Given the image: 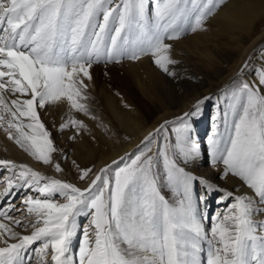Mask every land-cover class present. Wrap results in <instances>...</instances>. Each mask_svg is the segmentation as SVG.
I'll use <instances>...</instances> for the list:
<instances>
[{
	"label": "snow or ice",
	"instance_id": "obj_1",
	"mask_svg": "<svg viewBox=\"0 0 264 264\" xmlns=\"http://www.w3.org/2000/svg\"><path fill=\"white\" fill-rule=\"evenodd\" d=\"M219 7V0H0V127L38 162L52 165L56 148L37 108L66 99L71 109L90 115L80 101L87 98L84 79L91 80L94 63L151 56L175 76L166 41L204 30ZM254 77L218 97L224 107L208 140L211 165H223L220 179L239 178L251 195L226 191L187 170L201 157L192 119L211 99L205 97L149 133L115 167L80 170L84 188L0 159L10 173L0 178L6 179L2 195L24 191L22 203L35 217L22 224L9 214L22 209L5 201L0 264H30L33 253L41 261L50 254L52 264H205V244L206 264H264V221L254 219L264 214V68ZM68 126L77 133L86 127L72 118L61 130ZM54 168L63 171L59 163ZM216 193L221 203L229 201L225 211L203 216L200 204ZM3 220L33 231L21 235Z\"/></svg>",
	"mask_w": 264,
	"mask_h": 264
},
{
	"label": "bare ground",
	"instance_id": "obj_2",
	"mask_svg": "<svg viewBox=\"0 0 264 264\" xmlns=\"http://www.w3.org/2000/svg\"><path fill=\"white\" fill-rule=\"evenodd\" d=\"M222 10L224 12L218 13L217 19L212 21V26L217 29L216 33H204L203 30L189 31L178 41H166V43L172 44L169 55L176 63L169 67L176 73L175 76H170L160 70L154 64L151 56H143L136 61L125 58L120 63L92 65L90 69L92 78L91 80L84 79V84L87 87L83 91L86 94L92 92L94 95L92 98H95L94 101H96L94 108L104 110V113H100V115L104 124H107L106 126L103 124L105 129L107 130L111 126L109 120L113 125L117 122L120 126L127 127L126 135L129 139V142L112 143L107 137L104 138V142L107 144L104 149L107 153H104L103 161H98L91 167L90 161L80 157V154L76 157L72 153L68 160L72 164V168L68 167L69 170H67L69 177L65 175L64 170L57 173L53 165L46 166L41 163L43 167L38 168L40 162L23 151L14 140L9 139V134L4 131L3 127H0V159L13 161L17 165H26L48 178L59 179L84 188L86 181L79 179L80 170L91 167L93 173H99L102 168L106 167V164L107 166L114 165V161H121V158L126 154L136 150L138 145L140 148L145 137L154 132L159 125L172 120L173 117H179L185 112H191L198 101L205 97H211L203 105L200 115L192 119L193 135L201 149V157L195 163L188 165L187 170L226 191H233L237 195H251V190L239 178L230 176L227 179H220L223 165L216 167L211 165L208 155V140L216 129L219 122L217 117L224 107L218 97L226 90L232 89L241 80L245 81L246 77L243 78L240 75H243L251 61H254L257 56L259 59L263 53L264 2L232 0ZM11 98L15 97L10 96L9 99ZM207 104L209 107L212 105L211 112ZM53 107L63 113L71 112L70 114H72L75 111L70 108L66 99L53 103ZM154 116L156 118H153ZM207 118H211L212 129L210 132L207 129L206 133L204 127ZM151 119H154L152 125L144 126V123L151 122ZM229 125H231V117H229ZM4 127H6L5 124ZM201 128L202 130L199 131ZM221 130L223 131V129ZM153 150L155 151V148ZM28 160L32 162V165ZM47 167H49L48 170ZM0 172H5L3 178L10 175L2 166H0ZM2 183L4 185L0 187V199L6 187V179H3ZM196 190L203 191L199 185ZM30 191L28 190L27 193ZM18 193H15L14 197ZM167 193L172 199L171 193ZM33 194L35 192L31 193V195ZM24 195L25 193H23ZM37 195L38 193L35 196ZM213 197L214 203L217 205L216 210L214 204H210L209 201ZM22 201L23 199L21 203ZM207 201L208 207L202 208L204 203L206 204L203 202L200 204V209L202 215L209 218L223 213L229 203L227 200L223 203L220 202V193L210 194ZM263 216L262 214L254 216V219L264 221ZM3 222L13 227V230L21 235H29L33 231L32 228L22 230L7 220H3ZM203 222L206 228L210 227V219H205ZM0 246L3 245L0 244ZM206 252L207 245L205 244L204 253H202L205 264Z\"/></svg>",
	"mask_w": 264,
	"mask_h": 264
},
{
	"label": "rangeland",
	"instance_id": "obj_3",
	"mask_svg": "<svg viewBox=\"0 0 264 264\" xmlns=\"http://www.w3.org/2000/svg\"><path fill=\"white\" fill-rule=\"evenodd\" d=\"M231 1L232 0H219L220 7L215 11L214 15L208 17L207 20L205 21L204 30H203L204 33H211V34L216 33L217 29H215L212 26L213 25L212 21L217 19L216 15L218 13L222 14L224 12L222 9L225 8ZM258 1H260L261 3L264 2V0H258ZM104 64H108V63L100 62V63H94L93 65L102 66ZM261 68H264V50H263V53L259 59L257 56L254 59V61L250 62V65L246 68L243 75H240V77H243V78L246 77L245 81L252 83L255 79L254 70H258ZM247 70H249V71H247ZM242 81H244V80H241V82ZM83 94H84V96H87L86 101L82 100L80 102L87 105V108H88L90 115H85L84 113L76 112V111H74L72 114H70L71 112L63 113V112H60V110L58 108L55 107L56 108L55 109L53 107V103L47 104L42 109L37 108L39 111L41 121L45 124L46 129L50 132L53 144L56 148V151L53 152V156H52L53 163L55 164L57 162L58 163L61 162L60 166L64 170L63 172L65 173L66 176H68V172H67V170H69L68 167H71V165H72L71 162L68 161L70 159L72 153H73L72 155L73 156L75 155L76 157L78 156V154H80L79 155L80 157H83V158H85L91 162L90 165L92 167V165L94 166V164L97 163L98 161H103L104 153H107V151L104 149L105 146L107 147V144L104 142V138L107 137L112 143L129 142L128 136L126 135L127 127H122L117 122L115 125H113L109 120V125H111V126L109 129L106 130L104 125L106 126L107 124H104V121L102 120V117L100 115V113H104V110L94 108L96 101H94L95 98H92L94 96V95H92V92H90L89 94H86V92L83 91ZM208 107H209V105H208ZM53 108H54V110H53ZM209 111L210 112L212 111V105H210ZM180 116H182V115H180ZM69 118L77 119V120L81 121L86 127L84 129H81L79 131V133H77L76 128H74L72 126L65 127L63 130H61V125L66 124L68 122ZM153 118H156V116H154ZM175 118H177V117H173L172 120H174ZM153 120L154 119H151V122L149 121L148 123H144V126H146V125L151 126L153 123ZM172 120H170V121H172ZM4 124L7 126L6 121ZM100 126H101V128H99ZM207 129H208V132H210L212 129L211 118H207V120H206L205 127H204V130L206 131V133H207ZM201 130H202V128L199 129V131H201ZM12 133H13V135L14 134L16 135L14 129L12 130ZM198 134L200 135V133H198ZM138 146H137L136 150H133L131 153L126 154L125 157H128L130 154H135L139 150ZM141 146H142V144H141ZM153 148H155V151H156L155 145H153ZM86 151H88V152H86ZM155 151L153 150V152H155ZM85 155H86V157H85ZM28 161L32 165V162L30 160H28ZM54 164H52V165L54 166ZM46 166H48V165H46ZM106 166H107V164H106ZM111 166L115 167V165H111ZM41 167H43V164H41V162H40L38 168H41ZM48 168L49 167H47V170H48ZM4 175H5V172H0V178H3ZM2 182H3V179H0V187L2 185H4V183H2ZM23 193H25V192L21 191L15 197H14V195L1 196L0 208H3V209L7 208L8 204L5 201H11V203L14 205V209H22V210L21 211L12 210L9 214L11 216H13L14 219L18 218L19 220H21L22 224L31 225L32 223H34L35 217L34 216L30 217L28 215L26 209H24L26 207L21 203V200L25 196V195L23 196ZM31 193H32V191H30L27 194L31 195ZM35 195H36V193L33 194L32 196L33 197L38 196V195L37 196H35ZM165 195L167 198H169L171 200L169 193L165 192ZM216 199L218 200V198H216ZM209 201H210V204H214V208L216 210L217 205H216V203H214V197L212 199H209ZM205 202H206V204L204 203V207L202 206V208L208 207L209 203L207 201V198H206ZM213 209H212V211H213ZM262 215H264V214H262ZM263 218H264V216H263ZM7 222H9L11 224L14 223V221H8V220H7ZM83 222H84V218H81V223H83ZM18 228H22V230L23 229H25V230L31 229V227H28V228L18 227ZM78 239H79V235H78ZM39 244L40 243L37 242V244H34L31 247L34 249ZM49 252H50V250H49ZM32 257L33 258L30 261V264H52L50 254L47 256L46 261H41L40 258L35 256L34 253L32 254Z\"/></svg>",
	"mask_w": 264,
	"mask_h": 264
}]
</instances>
